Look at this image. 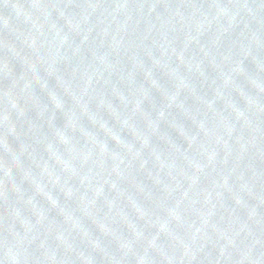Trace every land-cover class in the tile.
I'll return each mask as SVG.
<instances>
[{
  "label": "water",
  "instance_id": "water-1",
  "mask_svg": "<svg viewBox=\"0 0 264 264\" xmlns=\"http://www.w3.org/2000/svg\"><path fill=\"white\" fill-rule=\"evenodd\" d=\"M0 264H264V0H0Z\"/></svg>",
  "mask_w": 264,
  "mask_h": 264
}]
</instances>
